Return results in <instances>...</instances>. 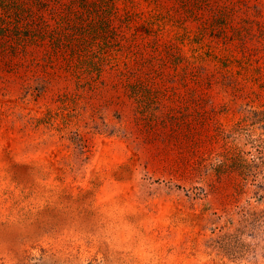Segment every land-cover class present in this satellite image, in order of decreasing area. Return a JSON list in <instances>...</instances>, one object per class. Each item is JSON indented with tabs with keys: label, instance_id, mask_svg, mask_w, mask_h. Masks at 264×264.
Wrapping results in <instances>:
<instances>
[{
	"label": "rangeland",
	"instance_id": "374dc122",
	"mask_svg": "<svg viewBox=\"0 0 264 264\" xmlns=\"http://www.w3.org/2000/svg\"><path fill=\"white\" fill-rule=\"evenodd\" d=\"M0 264H264V0H0Z\"/></svg>",
	"mask_w": 264,
	"mask_h": 264
}]
</instances>
